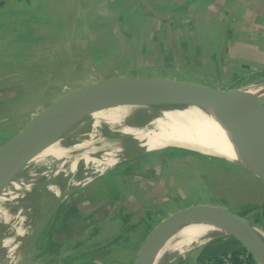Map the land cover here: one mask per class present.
<instances>
[{"label": "crops", "instance_id": "crops-1", "mask_svg": "<svg viewBox=\"0 0 264 264\" xmlns=\"http://www.w3.org/2000/svg\"><path fill=\"white\" fill-rule=\"evenodd\" d=\"M25 1V6L7 11L9 6L4 0L0 5V20L3 18L0 31L5 21L10 24L23 22L21 19L26 12L22 10L28 6L33 12L29 14L30 20L38 23L36 29L57 38L49 41V48L42 52L57 53L60 45L69 43L80 45L84 52L83 46L90 38L92 45L88 50L92 55L73 59H91L94 66L98 64L97 69L102 66L99 60H113L102 68V76L158 68L221 89H233L264 75V0H110V5H125L122 21L116 15L110 16L109 21L102 20L101 0ZM105 8L108 12L112 7ZM117 25L124 29L126 37L122 35V42L126 40L124 51L128 56L122 58L111 44ZM102 26H111L108 28L111 30L104 33ZM68 64L63 62L61 67H56L50 78L63 77L59 82L62 84L67 76L74 75ZM15 74L8 69L0 73V107L15 94L25 91L31 96L27 103L30 107L45 91L48 78L43 77L40 86V75L32 73L22 85L21 81L12 82L13 77L21 75ZM25 105L19 113L25 111ZM33 109L21 120L8 123L10 133L35 112ZM6 137L7 133L2 138ZM137 157L123 159L105 171L115 170L113 182H102L92 188L90 183L79 187L71 191L61 205L52 207L28 240L29 263L117 264L118 246L122 245L125 222L129 219L123 211L162 198L164 194L159 187L168 178L166 171L169 172L171 165H166L158 156L156 160ZM53 211L58 215L52 218ZM49 219L55 220L52 228L46 226ZM197 254L198 251L184 256L179 264H198ZM120 260L119 264L123 262Z\"/></svg>", "mask_w": 264, "mask_h": 264}, {"label": "rangeland", "instance_id": "rangeland-1", "mask_svg": "<svg viewBox=\"0 0 264 264\" xmlns=\"http://www.w3.org/2000/svg\"><path fill=\"white\" fill-rule=\"evenodd\" d=\"M13 1H15V4L12 3V0H5V5L9 6L7 8V11H11L17 6L19 7L22 5H26L25 0ZM109 1L110 0H101V4L99 5V11L101 13L102 20L106 19L109 21L110 16L116 15L118 17H121L122 21L123 17L125 16V5H110ZM29 4H31V1L29 2ZM106 6H111L112 8L109 9V7V10L107 9V12L105 11ZM22 11L26 12V14H23L24 16L21 19L24 20L23 22L17 24L12 22V24H10L9 22L5 21L4 23H2V26L4 27L3 30L0 31V73L5 69H8L14 74L16 73L14 76L21 74L13 77L12 82L17 83V81H21L22 85H24V83L26 82L24 80H27L28 76L32 73H36L37 77L38 75H40V82L42 83L40 84V86L43 85V82L41 81L43 77L48 79L46 80L47 82L45 91L38 95L37 101H35L32 106L27 107V103L29 102L28 100H30L31 96L29 92L25 91L26 93L15 94L13 98L6 100L0 107V144L6 138H9V136L14 134L24 124V122L21 123L18 126L17 130H15L13 133H10V126L8 125V123L14 122L16 120H21V118L25 116L33 107L35 108L33 109L35 112L41 110L54 97L58 96L62 92L69 90L70 88H74L75 86L84 83L85 81L102 77V68L105 65L114 62L113 60L106 62L105 59H101L99 60V66H102L97 69L96 66L98 64L94 66V62L91 59L86 61L83 59L74 61V57L77 58L80 55H83V57H90L92 55V52L88 50L89 46L92 45L89 42L90 38H88V43L83 46L85 50L84 52L80 50V45H71V43L63 46L60 45L57 53L53 52L52 54H49L48 52H42L44 49L49 48V41L57 40V38L46 36L45 32H39L38 29H36L37 27L35 24L38 23L30 20L29 14H32L33 12L29 11L28 6L24 7ZM1 14L2 13H0V16ZM119 23L120 21L118 19V24ZM110 27L111 26H108V28ZM101 28L103 29L104 33H108V31L111 30L104 26H102ZM48 29H50L52 32L55 31V29ZM123 30L124 29L122 27L117 25V28L115 29L116 37L115 39L111 40V44L115 48V51L118 52V56L120 58H122L124 55L128 56L127 52L124 51L126 40L123 39L122 42V35L123 38H126L124 37L125 33ZM18 46H21V48H19ZM56 46L58 47V45ZM102 48V50L106 49L104 47ZM63 62L64 65L69 63L68 67L73 70L72 73H74V75H69L66 78L64 77L65 79L63 83L59 84V82L63 80V77L59 79L57 78L58 76L54 75L53 78H50V75L52 72L54 73L56 67H61ZM77 67L81 68L79 69ZM75 70L79 71L76 72ZM161 72H163V74L165 73L163 70H160L158 68H145L132 69L130 71L120 73L146 75L150 73L160 74ZM165 74H169V76L172 77L178 76L181 78L190 79L187 76L178 75L171 71H168ZM244 83L246 84L244 86L261 84L264 83V78H259L253 81H245ZM23 105H25L23 108H27L22 113H19ZM90 125V122L81 123L78 126L76 125L71 129L73 130V132L70 130L71 133L70 131H68L63 136H66L67 140H74V142L88 139L89 134L93 131ZM3 128L4 132L2 133L1 131L3 130ZM6 133L8 137H6L5 139L2 138ZM164 149L142 152L133 156L125 157L123 159L134 158L138 156L140 157L139 159L148 157L156 160L157 155ZM163 153H167V151H163ZM201 155H186L185 158L187 162L174 161V163H171L172 166L169 165L170 167H167L171 173L173 170V173L175 171L176 173L174 174V178L171 175L172 182H170V184L172 187H170V189L168 190L169 192L164 194V201H150L147 205H142L138 208H135V210L126 209L127 211H123L124 214L132 211L130 213L128 221L125 222V225L127 227L132 225L136 226L134 227V229H126V234L121 238L122 245L118 246L117 264L120 263V259H122L123 261L121 264H127L132 259L136 247H138L141 240L143 239L148 223L155 220L156 217L164 215L173 206L179 207L191 202H204L219 204L232 211L240 213L246 208L247 205L264 203V184L259 181L253 174H251L246 168H242L239 164L229 162L222 158H212L204 154ZM158 158L160 157L158 156ZM51 162V159H48L39 163L28 164L22 171H20L16 175V178L17 180L24 178L27 182H32L33 185L38 186L50 176L49 173L54 169V165H52ZM82 169L83 167L79 166V169L76 171V173L61 174L58 177H55L57 179L53 178L50 182H53L55 180L64 185L68 183L69 180L82 178V176L78 175V172L80 170L82 171ZM104 172L93 175L87 182V184H84V186L90 183L89 187L92 188L93 186H99L102 182H113L114 176H116L115 170L107 171L105 173ZM75 175L76 177L74 178ZM87 175L90 176V173H88ZM94 178L96 179L94 180ZM174 185H176V187ZM84 186H78L72 190H69L66 193L65 197L55 203L54 206L61 205L63 201H66V196L69 195L71 191ZM10 188L13 189V185H10ZM15 193L18 194L16 197L10 198L8 195L3 196L4 201L1 204V207L4 208L11 217L9 223H13V225L11 226H9V224L0 225V230H4V232L0 234V261L5 264L7 262L10 263L11 261H9L6 255V249H4V247L2 246L3 240L6 238L12 239V241H14V239L20 238L21 236L16 234V228L19 226H21L25 230L24 235L27 237V232L29 231L31 222L36 214L31 208L32 193L30 195L26 192L22 193L19 191ZM40 198H43L41 199L42 202H46L49 201V199L55 197L53 196V193L46 188L45 192L40 195ZM52 203L53 201L51 202V205ZM246 216L250 220L264 225V213H261L260 210H252ZM21 217H23V221L20 220ZM201 246L202 245H199L186 252L184 255L175 257L174 259H172V262H169L167 264H176L178 260L180 261L182 258H184V256L186 258L196 253L197 248L199 249ZM28 251V240H26L23 245L22 259L26 256L28 260Z\"/></svg>", "mask_w": 264, "mask_h": 264}, {"label": "water", "instance_id": "water-1", "mask_svg": "<svg viewBox=\"0 0 264 264\" xmlns=\"http://www.w3.org/2000/svg\"><path fill=\"white\" fill-rule=\"evenodd\" d=\"M144 98L201 104L218 109L228 122L244 159V163H233L246 168L264 184V94L256 95L248 90V86L221 89L163 72L146 75L112 73L62 92L1 142L0 193L35 156L90 113L128 100ZM166 148L187 149L178 146ZM187 150L227 160L219 155ZM186 222H207L218 226L222 233L203 244L227 235L234 238L256 264H264V239L256 231V228L264 231V225L222 205L204 202L173 206L164 215L148 223L143 239L127 264H148L151 252L165 228L169 224ZM27 264H30L29 261Z\"/></svg>", "mask_w": 264, "mask_h": 264}, {"label": "bare ground", "instance_id": "bare-ground-1", "mask_svg": "<svg viewBox=\"0 0 264 264\" xmlns=\"http://www.w3.org/2000/svg\"><path fill=\"white\" fill-rule=\"evenodd\" d=\"M248 90L263 95L264 83L250 85ZM85 122H90L93 129L88 139L74 142L62 135L31 160L29 164L51 159L54 169L44 182L35 186L22 177L19 180L15 177L0 193V225H13L9 223V213L1 207L6 195L11 198L16 197L18 194L15 192L18 191L29 195L32 193L31 208L36 213L27 237L25 230L19 226L16 234L20 238L3 240L2 246L11 261L6 264H27V257L22 259L23 245L32 238L54 204L64 198L69 190L85 184L93 175L103 173L125 157L178 146L244 163L228 122L213 106L160 99H132L92 112L79 124ZM79 166L83 167L78 172L82 178L69 180L64 185L55 180L50 182L61 174L76 173ZM10 185H13V189ZM46 188L55 198L42 202L40 195ZM20 220L23 221V217ZM256 231L264 239V231L260 228H256ZM3 232L1 229L0 234ZM221 233L222 229L207 222L169 224L157 240L148 264H167Z\"/></svg>", "mask_w": 264, "mask_h": 264}, {"label": "trees", "instance_id": "trees-1", "mask_svg": "<svg viewBox=\"0 0 264 264\" xmlns=\"http://www.w3.org/2000/svg\"><path fill=\"white\" fill-rule=\"evenodd\" d=\"M3 3H4V0L0 1V5ZM163 151H167V153H163ZM163 151H161V153H159L157 156H159L162 162H164L166 165L174 163V161L187 162L185 158L186 155H192V156L201 155L200 153L187 150V149H181V148H170V149H166ZM209 157H212V156H209ZM212 158H217V157H212ZM240 167L242 166L240 165ZM252 210H260L261 213H264V203L247 205L246 208L242 212H240V214L247 215ZM126 218H128V216ZM135 226L136 225L129 226L127 230L134 229ZM197 251H198V254L196 256V262L198 264H204L205 262H208L211 260L218 261L220 257H222L223 255L227 253H232V258H233L234 263L239 264L238 260L236 259V256L238 253H240L241 251H245V250L241 247V245L234 238L229 237L227 235H222L202 245ZM247 262L248 264L255 263L250 256L248 257ZM179 263L180 262L178 260L177 264Z\"/></svg>", "mask_w": 264, "mask_h": 264}, {"label": "flooded vegetation", "instance_id": "flooded-vegetation-1", "mask_svg": "<svg viewBox=\"0 0 264 264\" xmlns=\"http://www.w3.org/2000/svg\"><path fill=\"white\" fill-rule=\"evenodd\" d=\"M166 149H170V148H165L164 150H166ZM163 151V150H162ZM176 173V171L173 173H171L170 171L167 173V171H166V175L168 176V178L169 177H172L173 176V178L175 177L174 176V174ZM172 175V176H171ZM164 179V180H166L165 182H164V184L163 185H161L160 187H159V190H161L162 192H163V194H165V193H167V192H169L168 190L170 189V187H172L171 186V184H170V182H172V180L170 181V178L169 179ZM177 179V178H176ZM85 184H87V182L85 183ZM84 185V184H83ZM83 185H81V186H83ZM175 187H176V185H174ZM161 188V189H160ZM68 196V195H67ZM66 196V197H67ZM159 199V200H158ZM157 200V202H162V201H164L165 199L162 197V198H158ZM156 202V201H155ZM133 210H135V209H133ZM132 212V211H131ZM131 212H127L126 213V217L128 216V217H130V213ZM50 215H53V216H51L52 218L53 217H55V216H57L58 215V212L57 211H53V212H51L50 213ZM54 222H55V220L54 219H49V220H47V222H46V226H48V228H52L53 226H54ZM128 227H126V229H127Z\"/></svg>", "mask_w": 264, "mask_h": 264}, {"label": "built area", "instance_id": "built-area-1", "mask_svg": "<svg viewBox=\"0 0 264 264\" xmlns=\"http://www.w3.org/2000/svg\"><path fill=\"white\" fill-rule=\"evenodd\" d=\"M259 78H264V75L258 77L257 79ZM248 257L249 255L246 251H241L240 253L237 254L236 259L238 260L239 264H248L247 262ZM204 264H235V263L232 258V253H227L223 255L222 257H220L218 261L211 260V261L205 262Z\"/></svg>", "mask_w": 264, "mask_h": 264}]
</instances>
